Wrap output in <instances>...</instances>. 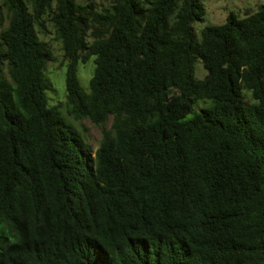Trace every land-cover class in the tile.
Segmentation results:
<instances>
[{"label":"trees","instance_id":"obj_1","mask_svg":"<svg viewBox=\"0 0 264 264\" xmlns=\"http://www.w3.org/2000/svg\"><path fill=\"white\" fill-rule=\"evenodd\" d=\"M205 17L202 0H0V264H264V6L199 37ZM53 43L95 151L49 102Z\"/></svg>","mask_w":264,"mask_h":264},{"label":"rangeland","instance_id":"obj_2","mask_svg":"<svg viewBox=\"0 0 264 264\" xmlns=\"http://www.w3.org/2000/svg\"><path fill=\"white\" fill-rule=\"evenodd\" d=\"M103 1V0H101ZM206 17L205 22L197 23L195 31L197 35L201 36V31L206 25H222L225 23L230 12H234L239 16H245L247 13L256 12L259 8L264 6V0H202ZM54 56L56 60L47 65L46 77L52 83V89L48 92V98L51 105L64 106L65 103V86L63 81V68L61 63V53L58 45L53 43ZM94 69L92 59L86 65H80L77 71V77L82 91H88L89 79ZM207 75L203 64L198 61L196 65L195 77L199 80ZM210 101H200L194 108V112H199L204 107L210 106ZM61 113L66 121L74 126L81 134L83 139L95 151L100 144L101 131L98 127L91 124L88 120L74 121L71 117L66 115L64 107L61 108ZM193 115L188 116L191 118Z\"/></svg>","mask_w":264,"mask_h":264},{"label":"water","instance_id":"obj_3","mask_svg":"<svg viewBox=\"0 0 264 264\" xmlns=\"http://www.w3.org/2000/svg\"><path fill=\"white\" fill-rule=\"evenodd\" d=\"M250 15V13H247L245 16H249Z\"/></svg>","mask_w":264,"mask_h":264}]
</instances>
